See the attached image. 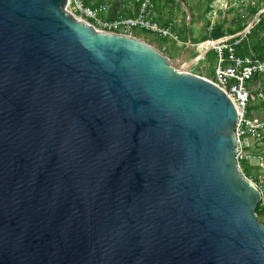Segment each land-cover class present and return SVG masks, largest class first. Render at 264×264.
<instances>
[{
    "label": "water",
    "instance_id": "water-1",
    "mask_svg": "<svg viewBox=\"0 0 264 264\" xmlns=\"http://www.w3.org/2000/svg\"><path fill=\"white\" fill-rule=\"evenodd\" d=\"M236 108L68 0H0V264H264Z\"/></svg>",
    "mask_w": 264,
    "mask_h": 264
},
{
    "label": "built area",
    "instance_id": "built-area-1",
    "mask_svg": "<svg viewBox=\"0 0 264 264\" xmlns=\"http://www.w3.org/2000/svg\"><path fill=\"white\" fill-rule=\"evenodd\" d=\"M214 6L211 3L210 10L207 12L209 15L207 17L208 30L218 23L214 22L213 18L211 19L214 8H216ZM68 8L76 16L102 31L133 35L135 29H144L159 37L169 38L179 43L178 36L171 30L174 22L170 21L163 25L157 21L150 0H141L136 12L132 15H108L106 17L102 13L101 4L87 3L85 0H68ZM255 15L242 30L235 34L216 39H203L196 43L189 40L180 42L185 47L193 46L196 49L198 54L193 58L196 61L202 59L209 50H213L217 56L213 74L205 77L223 89L236 108L237 122L234 131L238 150L235 158L241 172L242 162H248L250 159L257 161V167L264 168V152L251 151L252 148L264 145V59L248 55L242 57L236 54L235 50V45L259 20L258 12ZM256 178L258 179L255 182L247 179L260 190V201L264 205V176L258 175Z\"/></svg>",
    "mask_w": 264,
    "mask_h": 264
},
{
    "label": "rangeland",
    "instance_id": "rangeland-1",
    "mask_svg": "<svg viewBox=\"0 0 264 264\" xmlns=\"http://www.w3.org/2000/svg\"><path fill=\"white\" fill-rule=\"evenodd\" d=\"M90 1L93 4H101L103 15L108 17V15H109L108 11L111 9L112 4L114 3L113 0H90ZM132 1L133 0H131V3L128 2L127 3L128 5L125 4L126 9H122V10L116 9V10L119 11L123 15H132L133 11H134L133 7H135L134 2H132ZM174 1L175 0H173V7L175 8L176 4ZM212 4L215 5L216 8H214V14L211 15V19L213 18L214 22H218L220 25H223V29L226 30L227 32L232 30V29H235L239 25V23H241L242 18H241V20H237V16L244 15L249 7L256 6L257 4H259L260 6H259L258 11H257L258 16L262 11H264V0H213ZM182 6H184V5H182ZM184 8H186V7H184ZM189 12L191 13V16L189 15V19H190L191 24H189L187 26V29H188V34L191 32L193 35V29L195 28V25L198 22V20L200 19V17H199V12H194L193 10L189 11ZM173 13H174V15L179 14L176 11V9L174 10ZM180 13L182 16L183 12H180ZM205 17H206V19H208L207 18V17H209L208 13L205 14ZM255 18L257 19V14L255 15ZM185 23H186V21H185ZM177 25H180V23L177 22V24H176L174 22L172 27H171V30H173L176 33H180L179 30L176 28ZM215 26H216V24H215ZM195 31L198 32V29H195ZM139 32H141L140 29H135V31L132 34H133V36H136V37L140 38L141 40L146 41L147 43L151 44L152 46H154V47L158 48L159 50H161L162 52H164L166 55H168L172 59V61L176 65H180V66L184 65V66H186L187 69H190V70L195 69L196 72H198L204 76H207L206 74H209V75L213 74V69H214V66L217 62V56L213 50L207 51V53L205 54V56L202 59H200L199 61H196L194 59H191L192 57H190L188 54L186 56H183L181 53L182 48H179L180 44L178 46H175L174 40L167 38L165 40V43H168V46H166L163 43L161 44L159 42V40H156L154 37H150V36H147L144 34H140ZM202 36L210 37L211 35L209 32L205 31ZM156 37H157V35H156ZM251 151L252 152H256V151L264 152V145L258 146L257 148H252ZM256 164H257V161L255 159H250L247 162V166H248V167H246L247 169H242L243 174L248 179H251L254 182L258 179V178H256V176H258V175H260V177L264 176V168L261 169V168L257 167ZM241 167L243 168V165ZM263 195H264V191H263ZM258 219L264 220V212L259 216Z\"/></svg>",
    "mask_w": 264,
    "mask_h": 264
},
{
    "label": "trees",
    "instance_id": "trees-1",
    "mask_svg": "<svg viewBox=\"0 0 264 264\" xmlns=\"http://www.w3.org/2000/svg\"><path fill=\"white\" fill-rule=\"evenodd\" d=\"M87 3H91L90 0H85ZM141 0H133L136 10L140 4ZM161 1L162 0H150L152 3V8L153 11L155 12V19L159 21L161 24L166 25L168 24L171 20V14L167 15V19H165L164 22L159 20V13L161 9ZM179 5H185L189 11H194V12H199V16H202L206 20L207 24V29L209 26V21L206 19L205 14L210 10V5L213 0H176ZM113 4L111 9L115 10H122L123 7L125 6L124 1L122 2L121 0H113ZM259 4L256 6L249 7L248 10L245 12L244 15H239L237 16V20H241V23L235 28L230 31H226L223 29V25H220L219 23L214 25V27L211 30H208L210 33V38L216 39L222 36H225L227 34H234L240 30H242L247 23L252 19V17L255 15V13L258 11ZM116 10V11H117ZM185 15H182V19L180 23L184 22ZM182 27V26H181ZM183 28V29H182ZM181 30H179L180 33H177L180 35L181 38H186L188 34V29L187 26L182 27ZM141 33L144 35L150 36L153 33L144 29H140ZM187 33V34H186ZM206 36H204L205 38ZM210 38H205V39H210ZM156 40H159L160 43H165V40L167 38H162V37H155ZM235 50L236 54L239 56H255L256 58L264 59V11H262L259 14V20L251 27L249 33H247L242 39L240 40L239 43L235 45ZM243 168L242 169H247V162H242ZM264 196V195H263ZM264 201V199H263ZM255 212L257 214V219L259 216L264 212V205L261 203V201L257 204L255 208ZM259 220V219H258ZM264 224V220H259Z\"/></svg>",
    "mask_w": 264,
    "mask_h": 264
},
{
    "label": "crops",
    "instance_id": "crops-1",
    "mask_svg": "<svg viewBox=\"0 0 264 264\" xmlns=\"http://www.w3.org/2000/svg\"><path fill=\"white\" fill-rule=\"evenodd\" d=\"M121 1L122 2L124 1V4H127L128 2L131 3V0H121ZM174 2L176 4V7L175 8L173 7V0H162L161 1L162 4H161L160 13H159V20L162 21V22H164L165 19H167V15L168 14H171V16H170L171 19L170 20L173 21V22H175L177 24V22L180 23V21L182 19V16H181V13L180 12H183L182 15H185L184 22L183 23L181 22L180 25H177V27L175 26L178 30H181L182 27L188 26L189 24H191L190 19H189V15L191 16V13L189 12V9L185 5L184 6L179 5V3L176 0ZM184 7H186V8H184ZM135 8H136V6L133 7V10H134L133 13L136 12V9ZM123 9H126V6H124ZM175 9L179 13V14L177 13L178 15H176V14L174 15L173 12H174ZM108 14L111 15V16L123 15L119 11H116V9L115 10L110 9L108 11ZM199 17H200V19L198 20V22L195 25V28L193 29V35L190 32L189 35L186 38H181L180 35H178L176 32H174L172 30L178 36V40H179V43L178 42H174L175 43L174 44L175 46H178L180 44V42H185V41H188L189 40L192 43H196V42L201 41V40H203V39L206 38V37L204 38V36H202L205 31L209 32L208 29H207L206 20L202 16H199ZM185 21H186V23H185ZM195 29H198V32H196ZM139 33L140 34H143L141 32H139ZM226 35H231V34H227L226 33ZM150 37H154L155 38L156 35L155 34H152V35H150ZM207 38H210V37H207ZM163 44H165L166 46H168V43H163ZM179 48H182L181 49L182 50L181 53H182L183 56H186L188 54L190 57H192L191 59H193L198 54L196 52V49L193 46L185 47L184 45H181L180 44V47ZM206 75L208 76L209 74H206Z\"/></svg>",
    "mask_w": 264,
    "mask_h": 264
},
{
    "label": "bare ground",
    "instance_id": "bare-ground-1",
    "mask_svg": "<svg viewBox=\"0 0 264 264\" xmlns=\"http://www.w3.org/2000/svg\"><path fill=\"white\" fill-rule=\"evenodd\" d=\"M195 60V59H194ZM186 67V66H185Z\"/></svg>",
    "mask_w": 264,
    "mask_h": 264
}]
</instances>
